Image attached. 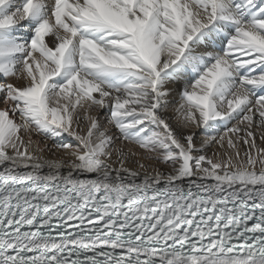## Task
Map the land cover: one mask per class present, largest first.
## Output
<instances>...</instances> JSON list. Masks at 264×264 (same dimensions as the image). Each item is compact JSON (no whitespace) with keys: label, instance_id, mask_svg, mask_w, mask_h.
<instances>
[{"label":"snow or ice","instance_id":"snow-or-ice-1","mask_svg":"<svg viewBox=\"0 0 264 264\" xmlns=\"http://www.w3.org/2000/svg\"><path fill=\"white\" fill-rule=\"evenodd\" d=\"M0 264H264V0H0Z\"/></svg>","mask_w":264,"mask_h":264}]
</instances>
